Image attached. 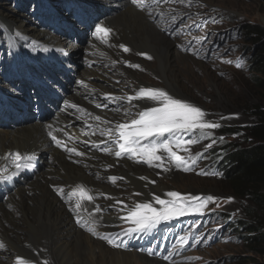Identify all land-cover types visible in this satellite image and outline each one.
<instances>
[{"label": "bare ground", "instance_id": "6f19581e", "mask_svg": "<svg viewBox=\"0 0 264 264\" xmlns=\"http://www.w3.org/2000/svg\"><path fill=\"white\" fill-rule=\"evenodd\" d=\"M65 2L59 0L57 5L62 8ZM94 2L102 5L100 12L97 8L87 13L86 7L66 2L69 6L64 9L71 16L80 17V21L70 17L67 26L62 20L63 28L46 20L56 18V4L49 13L44 12L45 22L30 20L23 11L10 16L1 10H9L8 7L3 4L0 7V18L5 23V43L3 46L0 43V126L3 125L0 127V175L6 177L0 179V243L4 244L0 248V264H17V257L29 264H165L143 255L142 245L135 252H117L100 238L112 229L109 226L120 221L108 207L123 208L108 200L107 195L119 200L124 194L118 189L120 183L117 181L112 187L105 182L107 175L100 169V163H118L112 173H132L144 180L147 177L142 174V166L134 167L128 160H114L115 152L119 151L114 143L117 133L113 131L109 135L107 130L138 118V113L146 107L158 106V102L146 99L131 102L126 99L122 116L117 118L121 114L119 109L114 112L115 109L109 111L103 107L109 99L102 91L128 97L135 96L141 87L157 88L184 100L177 88L183 87L180 76L185 72L175 63L185 61V58L193 65L201 62L189 54H181L183 51L177 47L181 38H171L161 30L144 0H139L138 4H133L132 0ZM93 16L98 18L97 25L112 31L106 38L98 32L89 37L85 52L79 57L78 42L68 30L73 27L75 30L76 23L83 24V20ZM76 31L83 32V27H77ZM120 45L130 51L125 52ZM49 56L50 59L36 63V58ZM57 60L63 62L59 69H50ZM119 60L120 65L116 63ZM145 61H153V64L145 65ZM126 69L148 72L156 76L160 84L148 85L136 73ZM37 70L42 73L46 88L61 97L64 103L55 105L56 98L49 99L46 89L34 84L31 74ZM71 71L76 73L73 81ZM34 96L36 101L31 104L26 101ZM73 104L78 107L73 108ZM50 131L68 148L74 147L84 155L77 156L57 146ZM103 148L108 152L103 153ZM16 152L22 156L19 168L9 155ZM129 155L131 159L135 158L131 153ZM127 177L134 182L133 178ZM174 183L184 182L175 180ZM130 184L129 188L135 186L133 190L138 187ZM77 185L84 186L93 197V214L84 204L85 199L80 200L81 207L77 208L78 197H69ZM151 185L147 189L151 192L167 187L163 182ZM58 189H63V194ZM3 200L7 201L3 203ZM97 206L100 211H96ZM128 213L122 217L126 219Z\"/></svg>", "mask_w": 264, "mask_h": 264}, {"label": "rangeland", "instance_id": "374dc122", "mask_svg": "<svg viewBox=\"0 0 264 264\" xmlns=\"http://www.w3.org/2000/svg\"><path fill=\"white\" fill-rule=\"evenodd\" d=\"M65 1L72 2L75 4L74 6L86 7L87 13L95 11L97 8L98 12L102 10V5L94 2V0ZM57 2L56 0H0V7L2 8L3 5L8 7L10 11L8 9H5L6 11L1 10L10 16H16L17 12L23 11L30 20L37 19L45 22L44 12L49 13L54 9L52 6L56 4V7L58 6V10H55L57 16H54L56 17L54 20L46 19L47 22H50L49 24L63 28L64 23L69 25L70 17L80 21V17L71 16V13L64 9L69 6L66 5V2L62 8L60 4L57 5ZM145 2L149 11H153L152 13L161 30L171 38L175 37L177 40L181 38V41H177L178 49L184 52L181 54H189L201 62L200 65H193L185 58V61L178 60L175 63L178 68L185 72L180 76L183 87L177 88L179 96L184 101L201 108L205 113V122L216 123L219 126L186 132V139L182 140L191 139L195 140V143H185L180 146L172 145L173 151L183 157L187 163V171L184 170L183 165L177 167L176 162L169 159L165 151L162 152L163 149L158 154L160 155L162 152L164 167H156V162H153L152 165L141 163L142 160L138 157L131 159L129 153H124L120 157L114 154L115 161L128 160L134 167L142 166V171H145L142 174L147 176L146 180L138 175L135 177L132 173L129 175H127L128 173H112L111 171L119 166L118 163H115V166L100 163V169L107 175H105V182L112 187L116 185V182L113 183L109 177H122V179H117V182L120 183L118 189L124 192L119 200L109 194L107 195V199L113 200L116 204H119L118 201L124 202V205L120 204L124 212L122 213L120 207H108V211L114 214L113 216L119 217L120 221L115 223L113 227L109 226L112 229L103 234H109L113 238L114 244L105 241L112 250L126 253L138 251L139 245H142L143 255L165 264H264V256L251 251L225 220L226 218L238 219L248 216L250 204L229 190L226 183L223 182L222 174L210 164L213 151L221 143L224 141L243 143L245 139L244 131L239 134L227 133L222 128H242L251 123L253 119L249 112L250 105L254 103V97L251 92L248 64L249 57L257 52L260 37L251 33V27L257 26L264 29V0H192L191 4L188 3V0H184L183 3L180 0H161L158 5L151 4L150 0H145ZM173 16L176 17L174 21ZM57 17L59 18L57 19ZM87 20H83V24L75 22L76 29L79 26L83 27L81 33L76 29L74 30V27L69 30L65 28L69 34L75 36V40L78 42L79 57L85 52L88 38L97 33L98 18L93 16ZM4 31L5 23L0 18V43L2 46L5 43ZM48 58L50 59L51 56L45 59L39 57L35 60L37 63ZM31 61H34V58ZM61 62L62 60L60 62L57 60L50 69L58 70L59 65L63 63ZM116 63L120 65V60ZM144 64L152 65L153 61H145ZM237 64L241 66L237 67ZM190 69L191 74L189 73V75ZM123 71H125L124 68ZM126 71L136 73L141 81L148 85L160 84V80L156 76L143 70L131 71L126 69ZM41 74L38 70L31 74V77L35 79L34 84L44 87L49 99L56 98L55 105L63 103L61 97L46 88ZM70 74L71 80H75L76 73L71 71ZM185 75L186 78H183ZM114 82L117 83L116 80ZM102 92L109 93V91ZM35 99V96L33 99L28 97L26 101L31 104L32 101H36ZM124 102V100L117 103L106 102L104 106L109 111L115 109V112L119 109L121 114L117 118H120L122 116L121 107ZM29 109L31 108L29 107ZM33 111L37 114L34 109ZM5 127L8 128L6 125ZM163 138L170 139L168 134H164ZM102 150H104L103 153L108 152L105 151V148ZM108 171H110L109 174H107ZM127 176L133 178L134 182L132 183L138 185L136 189L133 190L134 185L131 188L128 187L131 182ZM174 179L184 183H174ZM158 182L159 184L161 182L166 184L167 187H164L166 190L158 189L157 191L156 189L155 192L147 190L149 185H157ZM169 192L181 194L180 202L185 203L188 208L183 215L161 221L151 231L137 232L131 237L124 234L123 230L131 225L127 219L121 220L120 214L129 212L131 207L133 208L137 203L150 202L154 208L159 209L162 206L156 203L154 197L160 196L161 199L172 200L173 198L167 195ZM193 197L198 199L194 200ZM0 200H2L1 193ZM6 201L3 200L2 202ZM84 204L89 207L90 213L93 214L91 202L86 199ZM199 205H203V208L200 211H195L194 208ZM153 239L158 247H153ZM116 244L120 246L116 247ZM162 247H164V251L170 253L171 257H162L160 250ZM118 255L128 258L122 254Z\"/></svg>", "mask_w": 264, "mask_h": 264}, {"label": "snow or ice", "instance_id": "6c2138e0", "mask_svg": "<svg viewBox=\"0 0 264 264\" xmlns=\"http://www.w3.org/2000/svg\"><path fill=\"white\" fill-rule=\"evenodd\" d=\"M151 4L158 5L161 0H150ZM181 3L184 0H180ZM133 4H138L139 0H132ZM191 4L192 0H188ZM163 15V13H161ZM173 21L176 19L175 16L172 17ZM96 30L98 33H102L106 38L110 33L111 29L104 27L102 25H97ZM125 52L130 51L125 45H120ZM151 58V57H149ZM131 67H139V65H130ZM237 64V67H240ZM105 98L115 102L117 98L105 94ZM119 99H127L131 102L133 99H146L153 102H158L156 107H146L144 111L138 113V118L132 119L130 122L118 123L116 128L108 129L107 133L112 134L113 131L117 133V138L114 143L118 146L119 151L115 152L117 157H120L124 153H131L133 156L138 157V159L152 165L154 161H158L156 167H164V157L159 155L158 152L163 149L167 154L169 159L176 162V166H184V170H188V165L184 161V158L177 155L173 151L172 145L175 144L180 146L182 144H192L195 140L183 141L180 139L179 134L192 132L196 129H206V128H216L219 125L216 123H208L204 121L205 113L204 111L182 99H176L170 95L167 91L157 88H143L141 87L135 96L121 97ZM73 108L78 107L73 104ZM51 127V126H49ZM167 133L169 138H163L164 134ZM104 133H102L103 135ZM52 140L57 144V146L64 148L65 151L69 153H75L77 156H82L84 153L79 152L76 148H68L66 143L59 139L57 135L53 134V131L49 132ZM151 138V139H150ZM161 138V139H157ZM12 157L13 162L17 168L21 167L19 161L22 159L21 153H9ZM194 162V161H193ZM0 179H6L5 176L0 175ZM109 179L115 183L117 179H122L112 176ZM58 191L63 194V189H58ZM172 200L161 199L160 196H155L154 199L157 204L162 207L157 209L152 206L150 202L137 203L128 213L127 221L130 222V227L124 229V234L131 237L132 234L137 232L151 231L156 227L161 221H166L172 219L174 216L183 215L185 211L188 210L185 203L181 201V194L178 192L167 193ZM78 197L76 207H81L80 200L87 199L91 201L93 197L87 192L84 186L77 185L69 193V197ZM192 199H198L193 197ZM209 199H212L209 197ZM117 203H121L118 201ZM203 205H199L194 208L195 211H200ZM101 209L97 206L96 211ZM93 231V229H89ZM95 234V233H94ZM107 240L109 244H114L113 238L105 234L101 237ZM183 239V238H182ZM119 247V244L115 245ZM4 244L0 243V248H3ZM17 264H29V261L21 257H17Z\"/></svg>", "mask_w": 264, "mask_h": 264}, {"label": "trees", "instance_id": "16d2710c", "mask_svg": "<svg viewBox=\"0 0 264 264\" xmlns=\"http://www.w3.org/2000/svg\"><path fill=\"white\" fill-rule=\"evenodd\" d=\"M259 36L257 52L249 57L250 85L254 103L252 122L244 127H223L227 133L244 131L243 143L223 142L213 151L211 166L223 176L229 190L250 204L248 216L226 218L227 224L253 252L264 256V29L253 26Z\"/></svg>", "mask_w": 264, "mask_h": 264}]
</instances>
